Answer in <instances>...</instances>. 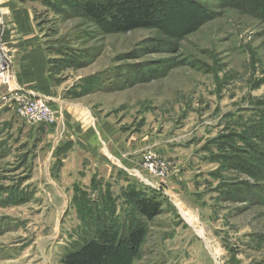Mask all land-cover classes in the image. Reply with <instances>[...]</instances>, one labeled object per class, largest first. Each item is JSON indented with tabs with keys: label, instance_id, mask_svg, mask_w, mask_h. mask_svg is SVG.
<instances>
[{
	"label": "rangeland",
	"instance_id": "1",
	"mask_svg": "<svg viewBox=\"0 0 264 264\" xmlns=\"http://www.w3.org/2000/svg\"><path fill=\"white\" fill-rule=\"evenodd\" d=\"M88 1L103 0L15 3L33 11L62 99L113 123L119 142L138 147L136 177L159 186L162 213L144 220L133 264H264V0H151L152 25L125 33L87 18ZM8 29L0 19L10 61ZM12 113L0 102V119L20 121ZM21 132L0 126V264H62L81 223L71 194L53 191L42 140ZM171 178L175 199L163 190ZM121 182L112 194L126 222Z\"/></svg>",
	"mask_w": 264,
	"mask_h": 264
},
{
	"label": "crops",
	"instance_id": "2",
	"mask_svg": "<svg viewBox=\"0 0 264 264\" xmlns=\"http://www.w3.org/2000/svg\"><path fill=\"white\" fill-rule=\"evenodd\" d=\"M0 19L10 28L2 36L6 39L11 58L14 87L45 96L57 116L55 123L44 130L39 129L41 126L27 125L18 120L0 119V126L10 129L12 138L20 137L23 131L30 143L42 140L50 153L49 158L53 160V191L70 193L67 201L73 209L76 189L93 192L96 194L92 196L93 200H99L100 194L107 189L113 193L120 178L121 196L129 186L161 193L158 184L152 188L134 174L141 167V157L134 156V149L138 147L134 148L131 140L128 143L127 139L119 142L113 123L105 121L84 104L62 99L51 81L50 56L34 24L33 11L23 8L15 0H0ZM0 102L11 110L8 102L1 99ZM163 190L165 195L175 199L173 195L178 185L173 184L171 178ZM116 196L113 194L119 203L120 199Z\"/></svg>",
	"mask_w": 264,
	"mask_h": 264
},
{
	"label": "trees",
	"instance_id": "3",
	"mask_svg": "<svg viewBox=\"0 0 264 264\" xmlns=\"http://www.w3.org/2000/svg\"><path fill=\"white\" fill-rule=\"evenodd\" d=\"M81 9L87 18L100 24L104 22L116 33L152 25L157 14V7L151 0H103L97 3L88 1ZM260 131L263 135L260 139L264 141V127ZM160 196L159 192L153 190L145 191L129 186L121 197L122 206L126 210L130 209L124 222L117 218V211L121 206L119 207L118 200L108 189L100 194L99 200H93L88 192L76 189L73 204L81 223L78 231L82 235L70 245L61 263L133 264L139 258L147 237L145 224L162 213ZM133 216H139L140 222L134 221ZM115 258L117 260H113Z\"/></svg>",
	"mask_w": 264,
	"mask_h": 264
},
{
	"label": "built area",
	"instance_id": "4",
	"mask_svg": "<svg viewBox=\"0 0 264 264\" xmlns=\"http://www.w3.org/2000/svg\"><path fill=\"white\" fill-rule=\"evenodd\" d=\"M3 88L7 90L5 93ZM0 99L8 102L17 119L26 124L50 126L56 121L54 110L45 96L14 87L10 61L5 56L2 45H0ZM146 160L152 173L158 177L167 175L166 164L153 162L150 156H147Z\"/></svg>",
	"mask_w": 264,
	"mask_h": 264
}]
</instances>
